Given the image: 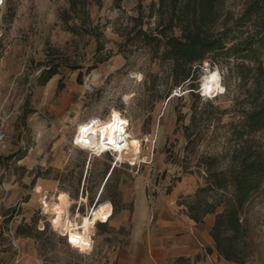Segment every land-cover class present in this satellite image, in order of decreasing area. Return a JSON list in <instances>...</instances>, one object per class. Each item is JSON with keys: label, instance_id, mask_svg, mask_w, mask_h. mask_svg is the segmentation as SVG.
Segmentation results:
<instances>
[{"label": "rangeland", "instance_id": "374dc122", "mask_svg": "<svg viewBox=\"0 0 264 264\" xmlns=\"http://www.w3.org/2000/svg\"><path fill=\"white\" fill-rule=\"evenodd\" d=\"M249 1L221 0L215 29L233 25ZM158 2L3 0L0 105L11 117L8 140L0 148V264H132L133 256L143 253L142 245L132 242L135 224H157L161 204L176 196L177 214L187 215L186 204L206 186L207 167L229 168L241 141V117L254 105V73L243 79L241 60L211 54L193 66L195 81L175 86L172 63L163 59L154 39L164 25L152 7ZM260 58L264 65V49ZM205 64L227 70L223 92L209 97L200 92ZM51 70L57 74L49 79ZM113 109L129 121L136 140L135 155L127 160H136L140 140L150 136L139 163L115 169L117 155L94 156L73 145L79 123L93 116L105 120ZM253 139L264 148V131ZM43 190L64 194L72 218L83 190L78 224L102 190L86 219L88 228L95 210L111 201L110 218L103 210L104 226L99 222L92 229L91 249L89 243L84 251L72 247L44 221L38 203ZM230 194V189L208 190L202 198L212 202ZM223 209L220 205L217 212ZM241 220L252 253L246 264H264V185ZM19 227L24 234L17 233Z\"/></svg>", "mask_w": 264, "mask_h": 264}, {"label": "trees", "instance_id": "16d2710c", "mask_svg": "<svg viewBox=\"0 0 264 264\" xmlns=\"http://www.w3.org/2000/svg\"><path fill=\"white\" fill-rule=\"evenodd\" d=\"M220 1L159 0L158 4H152L153 8L157 7L156 11L164 22L154 39L158 42L157 47L163 48V59L172 63L175 86L187 80L195 81L197 76L193 66L202 64L211 54L241 60L237 66L243 70L239 72L243 79L254 73L251 77L254 105L241 117V141L232 152L229 168L211 171L210 166L207 167L209 173L206 186L198 190L193 202L186 204L187 216L197 224H203L208 214H215L210 236L219 258L231 263L246 264L252 253L247 249L248 231L241 219L249 201L264 185V148L253 139L255 134L264 131V65L260 58L264 49V0H250L233 25L216 30ZM115 2L120 5L122 0ZM77 5L73 3L74 8ZM243 28L246 31L240 32ZM174 30H179L180 34L174 35ZM147 43L151 44L152 39L149 38ZM56 74V70H51L48 78ZM227 189L231 190V194L219 200L209 202L202 198V194L208 190ZM220 205L224 209L217 212ZM93 220L94 225L106 222L104 212L101 209L95 210ZM98 225L104 226L103 223ZM40 227L44 231L45 226ZM20 229H17V233L24 234ZM75 237H79V234L73 237L74 244H78ZM207 253H212V249L208 248ZM200 259V255L194 262L191 258L179 257L169 264H196Z\"/></svg>", "mask_w": 264, "mask_h": 264}, {"label": "crops", "instance_id": "0c3cea01", "mask_svg": "<svg viewBox=\"0 0 264 264\" xmlns=\"http://www.w3.org/2000/svg\"><path fill=\"white\" fill-rule=\"evenodd\" d=\"M179 194V193H178ZM172 197V194L169 195ZM171 200L169 204H161L158 213L157 224H135L133 233V245L141 244L143 253L133 256L132 264H169L176 258L186 257L195 261L197 255H201L207 248H213L212 253H207L196 264H237L218 258L210 230L214 225L215 215L206 216L205 224H197L187 215L179 216V206ZM141 230V232L139 231Z\"/></svg>", "mask_w": 264, "mask_h": 264}, {"label": "bare ground", "instance_id": "6f19581e", "mask_svg": "<svg viewBox=\"0 0 264 264\" xmlns=\"http://www.w3.org/2000/svg\"><path fill=\"white\" fill-rule=\"evenodd\" d=\"M2 3L3 0H0V5ZM126 124H129V121L124 118L117 109L111 110L108 118L105 120L100 119L97 116H93L90 118V121L88 123L81 122L78 124L75 132L76 143L79 144L80 149L82 150L104 152L107 149V140L108 142L116 144L122 137V135L126 133ZM84 129H87V132H85ZM135 142L136 140L134 139L133 134L131 136L130 147H120L118 149V159L123 160L126 159L125 157L130 154L135 155V152L133 150V146H136ZM93 210L91 212L89 211L90 213H88L87 216L81 218V224L75 223V225H72L69 228V217L68 221L66 223L64 222L69 234V241L71 237L70 242L74 246H78L80 249H84L88 245V243H83L81 246L76 245L73 242V237L77 233L81 236L90 234V231L95 227V225L94 227L92 226L91 228H88L86 225V219L92 216ZM104 212L108 215V209H104ZM78 217H80V215H78Z\"/></svg>", "mask_w": 264, "mask_h": 264}, {"label": "built area", "instance_id": "2783aa9c", "mask_svg": "<svg viewBox=\"0 0 264 264\" xmlns=\"http://www.w3.org/2000/svg\"><path fill=\"white\" fill-rule=\"evenodd\" d=\"M10 117L11 116L9 114H7L3 110L2 106L0 105V148L6 143V141L8 140V137H9V121H10ZM89 121H90V119L87 120L84 123H88ZM125 128H126V133H124L122 135V137L118 140V142L116 144L108 142V140H107V143H106L107 144V149L104 152H95V151H90V150H86V151H88L91 155H94V156H101L102 154H110V155H113V156L117 155V157H114L115 161H114V164H113V169L115 168V166H121V164L126 163V162H128L130 165H132V164H134L136 162L139 163V159L142 158V156H141V154H142V152H141L142 144L143 143L147 144L150 141V136L149 135L145 136L142 140H140V151H139V153L137 155V158H136V160L134 162H131V161L127 160V159L126 160H120V159H118V156H119L118 149L120 147H130L131 136L133 135V132H131V130H130V125L129 124H126ZM73 145L80 148L79 144L76 143L75 138H74ZM123 161H125V162H123ZM101 194H102V190H101V192L98 195L96 203L91 206L90 212L96 207L97 202L100 200ZM60 196H61V193L52 194L51 192H49L47 190L41 191L40 195H39V200H38L40 215H42V217L44 218V221L50 223V226H51V228H52V230L54 232H56L59 235L67 238L68 243L72 247L81 250L78 246H74L69 241V234H68L66 225L60 224V225H58L57 228H53L51 222L54 219V215L52 213H45V211H44L45 206H47L49 208H52L54 205L60 204L61 203ZM84 201H85V199L83 198V190H82L81 202H80L78 208L76 209L77 212H76L75 218L71 217V207L69 209V213H70V215H69V220H70L69 228L72 225H75V223H76L75 219H76V217H78L80 206H81L82 202H84ZM112 211H113V209L111 210L110 216L112 214ZM110 216H109V218H110ZM103 223H105V222H103ZM89 235H90V239L92 241L90 243V249H91L92 243H93L92 230L90 231ZM90 249H88V250H90ZM81 251H84V250H81Z\"/></svg>", "mask_w": 264, "mask_h": 264}, {"label": "clouds", "instance_id": "9594fccd", "mask_svg": "<svg viewBox=\"0 0 264 264\" xmlns=\"http://www.w3.org/2000/svg\"><path fill=\"white\" fill-rule=\"evenodd\" d=\"M226 69L221 70L218 67L210 68L207 64L204 65L203 70L199 76V86L200 92L205 97L211 96L214 91L223 92L224 88L222 86V81L224 79V75L226 74ZM87 132V129H84ZM60 204L54 205L52 208L45 206V213H52L54 215V219L52 220V227L57 228L58 225L61 224V218L63 217L64 222L68 221V217L70 215L69 209L71 207V203L67 201V197L62 194L60 196ZM112 207L111 201H104L101 206V211L104 209H110ZM94 227V224H93ZM75 240L80 243H91L90 235H84L82 237H75Z\"/></svg>", "mask_w": 264, "mask_h": 264}, {"label": "water", "instance_id": "95a60500", "mask_svg": "<svg viewBox=\"0 0 264 264\" xmlns=\"http://www.w3.org/2000/svg\"><path fill=\"white\" fill-rule=\"evenodd\" d=\"M41 73H43V70L38 73V76L41 75Z\"/></svg>", "mask_w": 264, "mask_h": 264}]
</instances>
